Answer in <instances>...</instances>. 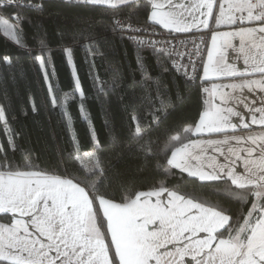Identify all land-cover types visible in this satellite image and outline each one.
<instances>
[{
	"label": "snow or ice",
	"instance_id": "6c2138e0",
	"mask_svg": "<svg viewBox=\"0 0 264 264\" xmlns=\"http://www.w3.org/2000/svg\"><path fill=\"white\" fill-rule=\"evenodd\" d=\"M0 30V264H264V0H0Z\"/></svg>",
	"mask_w": 264,
	"mask_h": 264
},
{
	"label": "trees",
	"instance_id": "16d2710c",
	"mask_svg": "<svg viewBox=\"0 0 264 264\" xmlns=\"http://www.w3.org/2000/svg\"><path fill=\"white\" fill-rule=\"evenodd\" d=\"M92 20V14L87 13L83 14L81 18H76L73 16L69 20L66 21L68 26L70 28L79 29V28H87L90 23H93ZM53 39H55V36L53 34ZM10 38L5 39L3 36L2 31L0 30V50H7V51H14V49L11 48V45L9 44ZM119 50L123 51V48L119 46ZM84 56L83 50L79 52V59L82 60ZM153 64L155 63L154 60L151 61ZM98 67L96 71L102 76V78L105 81L110 80V75L108 73V63L102 62L97 60L96 61ZM121 64L123 65L122 71L125 72L128 81H129V92L131 93L133 90H136L137 93H139V88L141 87L139 83V74L134 72L132 64L129 60L124 59L121 61ZM60 68V79L63 81V83H58L57 87H61L63 91H69L67 87V75L66 71L63 68V65H58ZM81 75L85 78V88L90 89L91 88V80L87 79V65H82L81 68ZM33 81L31 79H26L21 82V84H13L12 88L14 90H19L23 86L28 85L29 83H32ZM88 99H89V106L95 103V92L94 90L89 91L88 93ZM193 104L192 100L186 101L184 107L188 108L191 107ZM73 115H76L75 107L72 109ZM78 128L81 132V134H84V127L83 125H80L78 123ZM59 131V117L55 113H50L48 111H42L39 116L35 118L34 121H27L24 125V132L25 137L28 142V145L34 149L36 154H43L45 158H48L49 155L54 151L55 148V142L53 140V136L55 132ZM130 174L135 175L136 174V165L134 162L130 163L128 165ZM176 171V170H173ZM184 174L177 173L175 176L169 175L166 179L163 177H159L158 179H164V182L166 184L172 185L176 184L178 181H180L183 178ZM140 179L147 181L148 177L141 176Z\"/></svg>",
	"mask_w": 264,
	"mask_h": 264
},
{
	"label": "rangeland",
	"instance_id": "374dc122",
	"mask_svg": "<svg viewBox=\"0 0 264 264\" xmlns=\"http://www.w3.org/2000/svg\"><path fill=\"white\" fill-rule=\"evenodd\" d=\"M2 31V30H1ZM2 33H3V31H2Z\"/></svg>",
	"mask_w": 264,
	"mask_h": 264
},
{
	"label": "crops",
	"instance_id": "0c3cea01",
	"mask_svg": "<svg viewBox=\"0 0 264 264\" xmlns=\"http://www.w3.org/2000/svg\"><path fill=\"white\" fill-rule=\"evenodd\" d=\"M231 54V53H230ZM255 127V126H254Z\"/></svg>",
	"mask_w": 264,
	"mask_h": 264
}]
</instances>
